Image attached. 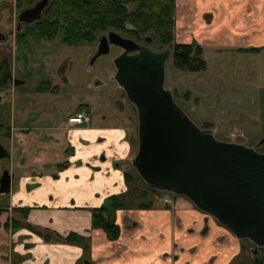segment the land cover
I'll return each instance as SVG.
<instances>
[{
    "label": "rangeland",
    "instance_id": "374dc122",
    "mask_svg": "<svg viewBox=\"0 0 264 264\" xmlns=\"http://www.w3.org/2000/svg\"><path fill=\"white\" fill-rule=\"evenodd\" d=\"M19 12L15 8V0H0V33L8 35L6 41L0 42V61L8 58L15 76L28 82L15 89L7 87L0 91V121L10 125L8 139L0 138V141L9 145L13 152V160L4 164L13 166L17 171V163L22 161L25 174H30L33 164L43 163V158L45 161L51 160L56 147L50 144L37 150V145L32 141L34 135H29V130L59 127L61 123H66L68 116L83 109L90 117L86 125L90 130L74 133L62 129L58 133L62 140L68 141V150L64 153L66 166L58 168L62 160L55 167L53 177L77 176L71 193L78 200L86 198L85 192L90 195L99 193L104 182L113 185L112 191L109 190L111 195H118L116 190L122 187H126L125 194L131 193L135 197L145 192L146 185L130 161L138 149L136 108L113 79L116 73L113 61L121 55L119 50L111 46L108 55L100 57L90 66L96 41L67 47L56 38L51 42L28 41L29 47L19 48L15 34ZM214 43L212 49L205 46L203 55L207 67L204 72L192 74L176 71L169 57L165 62L164 88L171 92L177 88L178 98L175 102L196 126L211 130L216 140L254 145L264 137V67H261V51L253 52L251 46H244L239 39L229 37H218ZM152 49L159 48L154 43ZM41 77L49 78L50 86L56 87L54 92H34ZM21 128L29 130L22 131ZM121 130H127L126 135ZM62 140L57 144L64 145ZM127 142L130 143L129 155ZM58 148L62 150V147ZM39 151L42 152L41 156ZM126 156L128 162L124 161ZM29 163L32 164L29 166ZM51 172L44 170L48 176ZM125 175L132 178L127 186ZM67 186L66 183H59L57 189L62 190ZM163 193V196L171 198L172 204L169 206H173L177 196ZM147 195L153 198L149 192ZM162 198L161 203L168 205L163 203ZM135 200L129 198L126 201L130 207L135 202L143 203L142 199ZM2 203L4 209L0 213H3L4 219L1 217L0 222L7 220L13 227L15 222L19 223L16 212L22 211L13 207L9 198L7 206H4L5 202ZM19 226L24 225L20 223ZM14 227L12 234L18 229ZM250 248L249 245L245 250L246 264H256V261H263L264 264V256L260 253L255 256ZM0 264L5 263L1 261Z\"/></svg>",
    "mask_w": 264,
    "mask_h": 264
},
{
    "label": "crops",
    "instance_id": "0c3cea01",
    "mask_svg": "<svg viewBox=\"0 0 264 264\" xmlns=\"http://www.w3.org/2000/svg\"><path fill=\"white\" fill-rule=\"evenodd\" d=\"M262 3L264 0H175L174 39L176 43L195 41L204 51L205 46L212 49L215 45L214 40L218 37L239 39L240 42L245 40L244 43L248 45L258 46L264 43ZM246 6L251 9V23H247L242 18L247 15ZM254 30L257 31L256 35L250 37V33ZM209 38L210 40L203 41ZM86 125L88 124L69 126L67 123H61L59 127L49 126L29 130L28 134L35 136L32 141L37 145V150L46 148L50 144L56 148L52 159L45 161L43 158V163L33 164L34 168L30 170V174H25L22 161L17 163L22 190L13 192L9 201L16 209L21 211L22 208H27L29 212L25 217L21 215L22 212H16L18 224L24 226L18 225L20 228L18 227L13 234V227L7 223V220L0 222V262L5 264H246L245 242L237 240L214 218L196 209L184 197H175L174 204L170 207L161 203L162 195L157 198L152 194L153 198H150L153 206L148 209L131 207L116 211L115 222L120 228V236L117 240L111 241L103 231L93 229L92 211L101 207L106 199L112 196L109 190L112 191L113 185L104 182L99 193L90 195L85 192L86 198L78 200L74 199L71 193V186L77 176L53 177L56 173L55 167L60 165L62 160L66 162L64 151L68 147V141L62 140L58 133L62 129L74 133L89 131L90 128ZM61 140L64 145L57 144V141L61 142ZM57 146L62 147V150L60 151ZM127 147L129 149L127 155H129L128 142ZM38 154L41 156L42 152L39 151ZM124 161H129L127 156L124 157ZM31 164L29 163V166ZM79 164L85 165L82 162ZM46 169L52 171L51 175L44 173ZM59 183H66L68 186L58 190ZM116 191L118 195L122 194L126 191V187ZM2 214L0 213V218L4 219ZM69 234L85 239V246L65 243L64 238ZM42 235H49L50 241H45Z\"/></svg>",
    "mask_w": 264,
    "mask_h": 264
},
{
    "label": "water",
    "instance_id": "95a60500",
    "mask_svg": "<svg viewBox=\"0 0 264 264\" xmlns=\"http://www.w3.org/2000/svg\"><path fill=\"white\" fill-rule=\"evenodd\" d=\"M47 4L40 0L21 10L15 33L22 25L38 22ZM7 38L0 33V42ZM111 46L123 50L113 61V79L137 112L138 149L131 162L139 178L150 189L185 197L235 238L264 247V154L216 140L211 130H202L189 119L171 90L164 88L170 48L156 53L108 31L98 37L89 65L108 55ZM10 78L9 61L4 60L0 90ZM263 143L264 139L258 146ZM9 157L0 144V159ZM9 184L5 195L10 193Z\"/></svg>",
    "mask_w": 264,
    "mask_h": 264
},
{
    "label": "trees",
    "instance_id": "16d2710c",
    "mask_svg": "<svg viewBox=\"0 0 264 264\" xmlns=\"http://www.w3.org/2000/svg\"><path fill=\"white\" fill-rule=\"evenodd\" d=\"M38 1L40 0H15V8L21 11L32 7ZM174 13L175 0H48L41 19L32 25L24 26L16 33V44L19 48L29 47L28 41L51 42L59 38L64 46L77 47L86 43H95L99 34L108 31H115L135 41H141L144 36L151 35L158 47L171 48L174 70L192 74L204 72L207 63L203 58L202 47L194 43L174 44ZM55 89L56 87L48 84L36 91L54 92ZM172 95L176 101L177 88L172 90ZM124 181L127 186L132 178L130 175H125ZM148 192L160 194L159 191L146 186V191L140 192L136 197L131 196V193L108 197L101 207L92 211L93 229L103 231L111 241L117 240L120 236V228L115 222L116 211L131 208L126 201L129 198L142 199L143 203H130L134 208L152 207L153 201L147 195ZM23 212L25 217L27 209ZM18 225L15 222L13 227L17 228ZM43 239L50 241L48 237ZM64 242L85 246L86 240L75 234H69L64 238ZM257 253L264 256V247ZM256 264H263V261H256Z\"/></svg>",
    "mask_w": 264,
    "mask_h": 264
},
{
    "label": "flooded vegetation",
    "instance_id": "af4514ba",
    "mask_svg": "<svg viewBox=\"0 0 264 264\" xmlns=\"http://www.w3.org/2000/svg\"><path fill=\"white\" fill-rule=\"evenodd\" d=\"M262 5H264V3H262ZM250 7L248 6H246V13H247V15L245 16V18L244 17H242L243 18V20L244 21H246L247 23H251L252 22V17L250 16ZM24 26H28V25H22L21 26V28H20V30L21 29H23L24 28ZM173 31H174V29H173ZM255 32H257L256 30H254V31H252L251 33H250V37H253V36H255L256 34H255ZM105 33H107V32H105ZM105 33H101V34H105ZM16 34V33H15ZM101 34H99L98 36H100ZM173 34H174V32H173ZM123 37V36H122ZM124 38H126V37H124ZM237 38H239V36L237 37ZM97 39H98V37H97ZM97 39H96V45H97ZM128 39H131V38H128ZM131 40H133V39H131ZM133 41H135V40H133ZM174 41H175V39H174ZM138 45H140V46H145V47H147V48H149L151 51H153V52H156V53H159V52H163L166 48H169V47H163V48H160V47H158L159 49L158 50H153L152 49V45L154 44V40H153V37L151 36V35H147V36H144L143 37V39L141 40V41H135ZM245 42V40L242 42V44L244 45V46H251L252 48H251V50L254 52V51H256V52H258V51H261L260 52V56L262 57V61H261V67H264V43H262V44H259L258 46L257 45H253V44H251V45H248V44H246V43H244ZM191 43H194V44H197V45H199L197 42H195V41H193V42H191ZM177 44H181V43H177ZM200 46V45H199ZM114 48H117L118 50H119V52H120V54H122L123 53V50L121 49V48H119V47H116V46H113ZM201 47V46H200ZM111 48V47H110ZM203 49V48H202ZM170 50H171V48H170ZM203 52H204V50H203ZM130 55H132L133 53H129ZM170 57H172V50H171V56ZM203 58H204V55H203ZM4 60H8V58H4V59H2L1 61H0V64L4 61ZM9 61V60H8ZM9 66H10V71H11V78H10V80L7 82V85L5 86V87H3L0 91H2V90H4V89H6L7 87H12L13 89H15V88H17V86H19V85H22V86H24L25 84H27L28 82L26 81V80H22V79H20V78H18V77H16L15 76V73H14V71H13V68H12V66H11V63L9 62ZM40 82H39V85L37 86V89L38 88H40L41 86H48V84H49V78L47 77H41V78H39L38 79ZM262 83H264V81L262 82ZM49 86H50V84H49ZM36 89V90H37ZM34 91L35 93H39V94H44V93H52V92H50V91H47V92H37V91ZM71 116V115H70ZM69 117V116H68ZM67 117V118H68ZM66 123H67V119H66ZM63 124V123H62ZM10 125H5L2 121H0V138L1 139H8V137H9V135H10V127H9ZM47 127V126H46ZM120 129V128H119ZM21 130L22 131H27V130H29L28 128H21ZM207 130V129H206ZM123 131V133H125V135H126V132H127V130H122ZM264 139V137H262V138H260V140L256 143V144H254V145H243V144H240V145H243V146H245V147H247V148H253L254 149V151L255 152H257V153H259V154H264V143L263 144H261L260 146H258V144H259V142L261 141V140H263ZM228 142H232V143H236L237 144V142H234V141H228ZM0 144L2 145V147L5 149V151L10 155V157L9 158H4V159H0V211L2 210V209H4L3 207H2V205L1 204H3L2 202H5L4 204V206H7L8 205V198L10 197V195L14 192L15 193V191H17V190H19L18 188H20L21 187V179L19 178V175H18V173H17V171L15 170V168H13V166H11V167H8L6 164H4V162H8V161H12L13 160V155H12V151H11V148L9 147V145H6V144H4V142L3 141H0ZM130 144V143H129ZM239 144V143H238ZM68 149H66L65 151H67ZM65 151H64V153H65ZM132 160V159H131ZM130 160V161H131ZM3 162V163H2ZM21 162V161H20ZM66 166V163L65 162H63L58 168H61V169H63V167H65ZM139 177V176H138ZM20 179V180H19ZM8 183H10L9 184V188H10V193L8 194V195H5L4 194V191H6V189H7V184ZM26 188H29V187H26ZM163 192H160V194H155V196L158 198V197H160L161 195L163 196ZM120 195V194H119ZM174 196V195H173ZM24 209H27V208H22L21 209V211H22V215H23V210ZM29 212V211H28ZM28 212H27V214H28ZM222 226V225H221ZM225 228V227H224ZM226 229V228H225ZM55 235V234H54ZM233 235V234H232ZM56 236V235H55ZM234 236V235H233ZM42 237L43 238H45V237H48V238H50V236L49 235H42ZM235 237V236H234ZM237 239V238H236ZM237 240H241V241H244L245 242V244H246V249L248 248V246L250 245V249H252V252L251 253H254V255L256 256V253H257V251H259V249L260 248H257L254 244H252L250 241H248L247 239H237ZM245 247V246H244ZM255 251V252H254ZM253 255V256H254Z\"/></svg>",
    "mask_w": 264,
    "mask_h": 264
},
{
    "label": "built area",
    "instance_id": "2783aa9c",
    "mask_svg": "<svg viewBox=\"0 0 264 264\" xmlns=\"http://www.w3.org/2000/svg\"><path fill=\"white\" fill-rule=\"evenodd\" d=\"M89 122H90V117L88 116V113L83 109L76 111L75 113H73L71 116L67 118V124L69 126H81L84 124H88ZM167 195H171V194L167 193ZM162 197H163L162 201L164 204H168V205L172 204L171 198L166 197V195Z\"/></svg>",
    "mask_w": 264,
    "mask_h": 264
}]
</instances>
